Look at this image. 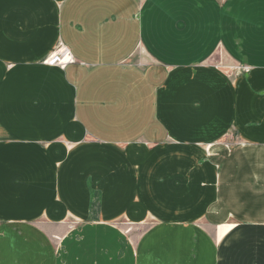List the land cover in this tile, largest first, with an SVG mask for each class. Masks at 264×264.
<instances>
[{
    "label": "crops",
    "instance_id": "1",
    "mask_svg": "<svg viewBox=\"0 0 264 264\" xmlns=\"http://www.w3.org/2000/svg\"><path fill=\"white\" fill-rule=\"evenodd\" d=\"M0 264H264V0H0Z\"/></svg>",
    "mask_w": 264,
    "mask_h": 264
},
{
    "label": "built area",
    "instance_id": "2",
    "mask_svg": "<svg viewBox=\"0 0 264 264\" xmlns=\"http://www.w3.org/2000/svg\"><path fill=\"white\" fill-rule=\"evenodd\" d=\"M74 58L68 48L61 46L57 52L47 58L44 63L50 66L65 68L74 63Z\"/></svg>",
    "mask_w": 264,
    "mask_h": 264
},
{
    "label": "rangeland",
    "instance_id": "3",
    "mask_svg": "<svg viewBox=\"0 0 264 264\" xmlns=\"http://www.w3.org/2000/svg\"><path fill=\"white\" fill-rule=\"evenodd\" d=\"M50 57V56H49ZM48 57V58H49ZM216 65H218L217 67H219L221 64L220 63H218V64H216ZM246 68H248L247 66H243V69H246ZM82 144H83V147H82V151L83 150H85V149H87V150H89V151H92V150H95V149H98V147L97 146H94V145H91L92 144V142H89V141H86V142H82ZM70 159H71V157H70ZM75 223H77V221H75V220H73V221H71L70 222V224L71 225H75ZM121 224V227L123 228V229H125V231H127L128 232V234H129V231H131L132 230V228H133V226H127L126 224L125 225H123V223H120ZM131 233V232H130ZM132 234V233H131ZM127 237V236H126Z\"/></svg>",
    "mask_w": 264,
    "mask_h": 264
}]
</instances>
